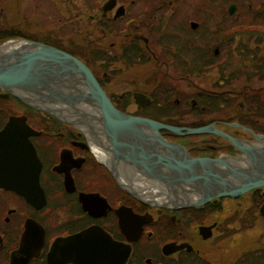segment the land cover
<instances>
[{
    "label": "flooded vegetation",
    "instance_id": "1",
    "mask_svg": "<svg viewBox=\"0 0 264 264\" xmlns=\"http://www.w3.org/2000/svg\"><path fill=\"white\" fill-rule=\"evenodd\" d=\"M10 1L14 0H0V7ZM175 3V0H28L21 21L7 22L13 25L18 37L40 41L79 58L119 111L180 128V133L166 128L158 132L191 156L228 154L234 148L230 141L211 133L188 134L187 128L213 124L233 137L251 139L250 131L231 125V120H238L237 124L264 133V125H256L264 118L248 106L257 92L247 90V84L236 88L234 83L264 80V44L260 46L263 43L260 41L255 45L251 42L253 37L239 44V53L231 54L234 48L230 46L237 43V35H233L232 42L212 32L207 35L206 23L197 22L192 27L187 16L179 20L180 11ZM207 5L198 9L201 17L209 21ZM33 7H40V11L32 13ZM34 16L44 20L37 35L32 34L29 26ZM195 39L201 42L200 54L192 52ZM257 45L260 47L256 48ZM210 53L215 58L209 66ZM232 56L234 65L230 66ZM209 72L218 75L214 90L193 80L203 81ZM230 82L233 84L228 87ZM257 94L264 97V93ZM223 101L237 105V112L231 106L225 111L214 105ZM12 116H19L20 122L32 128L27 140L33 147V172L45 203L35 205L15 189L0 185V264H12L14 257L31 253L37 247V256L26 264H48L47 253L56 238L92 226L101 227L114 240L129 247L126 264H192L193 259L201 257L194 245L196 236L202 238L201 229L211 227L210 231L207 229L211 236L202 238L203 242L219 234L220 224L207 219L221 210L225 199H230L223 198L201 208H173L148 196L149 176L129 164L124 152L117 155L112 151L95 107L79 106L72 113L54 116L33 110L0 89V131ZM146 132L155 131L146 129ZM2 172L5 174L7 170ZM19 175L22 181L21 175L27 174ZM17 180L15 171L12 181ZM130 185L139 197L145 195L149 203L130 194ZM127 209L137 217L132 220L125 217L123 227L119 213H127ZM56 211L68 212L69 218L54 227L49 216ZM192 226L195 231L190 230ZM27 231L31 245L22 247L21 238ZM166 244L181 247L164 252Z\"/></svg>",
    "mask_w": 264,
    "mask_h": 264
},
{
    "label": "water",
    "instance_id": "2",
    "mask_svg": "<svg viewBox=\"0 0 264 264\" xmlns=\"http://www.w3.org/2000/svg\"><path fill=\"white\" fill-rule=\"evenodd\" d=\"M233 10L232 7L229 11ZM0 88L31 108L54 116L72 113L79 106L95 107L112 151L117 155L124 152L123 157L129 164L149 176L148 196L159 199L164 206L197 207L264 187V134L250 130L253 140H242L213 125L187 128L188 134L215 133L230 140L235 147L229 154L218 157H192L182 146L167 141L158 132L166 128L180 133V128L119 111L87 65L55 47L26 39L0 44ZM146 129L155 132L148 134ZM31 132L19 117H10L0 131V185L15 189L36 205L45 203V198L33 172L34 151L27 140ZM3 170L7 172L3 174ZM15 171L18 182L12 181ZM20 172L27 174L21 175L22 181ZM129 193L139 197L132 185ZM139 198L149 203L145 195ZM119 216L123 227L125 217L128 220L136 217L131 209ZM207 229L210 231V227L201 229L203 238L211 235ZM30 245L27 231L22 235L21 246ZM172 250L169 245L164 248V251ZM129 251V247L113 240L102 228L92 226L56 238L47 253V261L49 264H126ZM37 252L38 247L31 253H22L13 258L12 264H26Z\"/></svg>",
    "mask_w": 264,
    "mask_h": 264
},
{
    "label": "rangeland",
    "instance_id": "3",
    "mask_svg": "<svg viewBox=\"0 0 264 264\" xmlns=\"http://www.w3.org/2000/svg\"><path fill=\"white\" fill-rule=\"evenodd\" d=\"M27 1L28 0H14L13 2L10 1L4 6L0 7V26H5V24H1L2 22L9 21V23L11 24L12 22L19 21L21 19L20 15L24 13V6H26ZM208 1L209 0H178L177 2V0H175V5H177L178 10L180 11V13L177 15V18L181 20L182 18L187 16L186 18H188V22L190 20H195L200 22L201 24L206 23L208 26V28H206L207 35H210V32L216 35L219 34L217 36L224 35L222 32H215L217 26L215 22H220V15L217 11H214L215 15L213 14V16L212 13L208 11L210 17L209 21L201 17V11L198 8L202 7L204 3H207ZM216 1V3H223L219 4V6L221 7L223 5L226 9V12L227 7L231 3H236L234 1H229L225 4L224 1L227 0ZM262 2L260 6H264ZM247 4L248 1H241L240 3L236 4L237 9L232 13L234 15H232L230 19V22H232L231 25L238 22H243L244 20L247 21V23L254 22L252 18L257 20L253 15V12H256L255 9H251L252 7ZM39 9L40 7H33L32 13H37ZM39 19V16H34V18H32V20L30 21V31L32 30L33 35H37V29H40V26H42V23L44 22V20L39 21ZM9 23L6 24L8 25V27ZM259 24L261 25V23ZM10 26L12 28L13 25ZM223 27L224 26H222V28ZM212 28L213 30H211ZM228 33L230 32L228 31ZM254 36V41L251 42H254L256 45V41L261 40L260 44L262 42L263 43L259 45L263 46L264 33L258 34L256 31V33H254ZM220 38L223 37L220 36ZM254 43L251 44V48L255 47ZM259 45H257L256 48H258ZM262 73H264L263 70ZM217 78V73L209 72L206 79H204L203 81L199 79L193 80L197 83H201L200 85L208 90H214L216 88L214 83L217 81ZM234 83L236 84V86L234 85L236 88L239 87L241 89L247 84V90L255 89L260 91L261 93H264V89H260L261 87H264V80L255 79L249 83H244L242 80H239L234 81ZM190 89L191 88H188V91ZM231 107L234 112H237V105L234 104ZM262 122H264V120H262ZM261 205L262 204H259L258 202L256 203V201L249 193L244 195L243 198L241 197L234 200L225 199L222 204L221 210L217 211L216 213L210 214L207 219L208 222L216 221L220 224V227L217 231L219 234H217L216 237L210 239L207 242H203L201 236H196V238L194 239V245L197 249H199L200 255L203 256L205 260H208L210 264H230L231 262L234 263L235 259H238L247 251H252L257 248H264V216H261V214L259 213ZM254 210H256V212ZM68 214L69 213L66 211L52 212L49 216L51 218V224L54 227L58 226V222L63 219L69 218ZM190 230L195 231L194 226H192Z\"/></svg>",
    "mask_w": 264,
    "mask_h": 264
},
{
    "label": "trees",
    "instance_id": "4",
    "mask_svg": "<svg viewBox=\"0 0 264 264\" xmlns=\"http://www.w3.org/2000/svg\"><path fill=\"white\" fill-rule=\"evenodd\" d=\"M229 1H234V2H236V4L240 3L241 1H248L247 5L251 6L252 7L251 9H255V11H256V12H253L254 17L258 21H260V22H258L257 20L252 18V20L254 22H248L247 23V21L244 20L243 22H238V23L231 25L232 22H230V19L232 16H230L226 12V9L223 5L221 7L219 6V4H223L222 2L216 3L217 2L216 0H209L207 2V4H208L207 8L212 13V16L214 14V11H217L218 14L220 15V22L219 21L215 22L217 24L215 32H222L224 34V35H222L223 37L230 39L229 42L233 41V35L238 36L237 43L231 44V46H230V48L231 47L234 48V50L232 49V52H231V54H234V51H237L238 53L241 51L240 50L241 47L239 45L240 43H247L248 41H250L249 39H252L253 37H255L254 33H256V31L258 34L264 33V6H260L261 2L262 1L264 2V0H227V1H224V3L226 4V2L228 3ZM263 2H262V4H264ZM207 8H205L204 10H206ZM259 23H261V25ZM1 24H5V26H0V44L2 42L12 38V37L19 36V34L16 33L11 28L10 25H9V27H8V25H6V24H8V22H2ZM222 26H224V27L222 28ZM261 26H263V27H261ZM189 31H190V29H188V33H189ZM228 31L230 33H228ZM190 39H191V37L188 38V42ZM260 41H257V43H259ZM243 45H246V44H243ZM200 46H201V42H199L198 39H195V46L193 47L192 52H195L197 54L202 53ZM246 47L247 46H244L242 48L246 49ZM227 49H228V47L225 48L224 54L226 53ZM211 55H212V53H210L208 56L211 58V60L207 64L209 66L213 64L212 59L214 60V58H215L214 55H212V56ZM226 55H228V54H226ZM228 65H230V66L234 65L233 56L230 58V63ZM232 84L233 83L230 82L227 84V86L231 87ZM257 93H259V92H257ZM257 93H255V95L251 98V101H250V103H248V106L250 107V109H252V112L261 113V112H264V98H261L259 96V94H257ZM214 105H217V107H220L221 105H223L224 107H230L231 101H229V102L224 101L223 104H221L220 102H217V103H214ZM251 123H253V122H251ZM249 194H251L252 198L256 201V203L258 201H260V202L263 201L261 199L259 190H254ZM254 211L256 212V210H254ZM197 264H207V262L204 260H200V262H198ZM234 264H264V248H259V249L257 248V249L252 250V251H247L246 253L242 254L238 258V260L235 261Z\"/></svg>",
    "mask_w": 264,
    "mask_h": 264
},
{
    "label": "bare ground",
    "instance_id": "5",
    "mask_svg": "<svg viewBox=\"0 0 264 264\" xmlns=\"http://www.w3.org/2000/svg\"><path fill=\"white\" fill-rule=\"evenodd\" d=\"M81 112H84L83 110ZM99 151V150H98Z\"/></svg>",
    "mask_w": 264,
    "mask_h": 264
}]
</instances>
